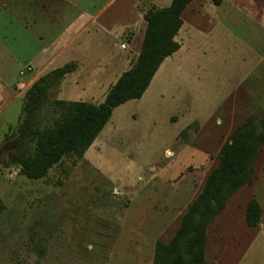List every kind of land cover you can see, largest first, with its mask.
Wrapping results in <instances>:
<instances>
[{
	"label": "rangeland",
	"instance_id": "1",
	"mask_svg": "<svg viewBox=\"0 0 264 264\" xmlns=\"http://www.w3.org/2000/svg\"><path fill=\"white\" fill-rule=\"evenodd\" d=\"M109 1L100 16L104 29L88 50L73 51L85 70L68 73L50 98L100 103L135 61L146 27L141 0ZM15 17V8L0 13V73L7 83L37 72L34 66L18 73L38 48L18 32ZM182 19L187 33L179 50L140 98L113 109L80 159L66 157L42 178L25 177L6 165L16 148L4 135L17 123L19 100L0 114V264H152L155 242L175 234L221 146L248 116L264 117V0H193ZM127 26L132 34L123 49ZM24 42L27 51L19 46ZM13 89L1 88L3 104ZM252 198L261 208L256 226L245 219ZM205 264H264V144L252 182L209 225Z\"/></svg>",
	"mask_w": 264,
	"mask_h": 264
},
{
	"label": "trees",
	"instance_id": "2",
	"mask_svg": "<svg viewBox=\"0 0 264 264\" xmlns=\"http://www.w3.org/2000/svg\"><path fill=\"white\" fill-rule=\"evenodd\" d=\"M193 0H170L166 7H142L146 23L139 53L132 65L109 86L100 103L50 98L65 75L76 70L70 61L34 80L24 93L17 123L4 138L16 148L6 161L29 179L44 177L66 157H83L118 105L140 98L164 59L180 48L175 39L182 13ZM220 5L223 0H210ZM183 129L180 135L185 134ZM264 144V117L248 116L219 151L217 165L188 205L175 234L155 242L152 264H205L207 230L227 200L253 179L254 165ZM261 208L252 198L246 205V223L256 226Z\"/></svg>",
	"mask_w": 264,
	"mask_h": 264
},
{
	"label": "crops",
	"instance_id": "3",
	"mask_svg": "<svg viewBox=\"0 0 264 264\" xmlns=\"http://www.w3.org/2000/svg\"><path fill=\"white\" fill-rule=\"evenodd\" d=\"M109 2L110 1L108 0L104 4H95V2L88 4L82 3L81 0H0V13L3 12V9L5 8H7V10L15 8V21L18 25V32L20 34H29V36L35 41L34 46L38 48V50H33L28 58L26 56L25 59H22L28 65L18 69L19 75H26L28 71L33 70L34 66L36 67V74L27 78L25 82L21 81V83H18L19 81H17L16 83H13L14 81H11L12 83H7V80L0 73V94L1 88L10 86L14 88L13 92L10 93L11 97L5 101L4 104L2 99H0V114L5 111L8 104L13 100L18 99V118L23 102V100H21V94L26 91L34 80L48 71L57 68L56 66H61L67 62L73 61L77 65L76 70L73 72L85 70L84 62L80 58L81 55L76 56L73 51L88 50V45L93 44L92 41L96 40L95 32L97 29H104L100 21V16ZM154 2L155 0H146L145 3H143L142 0L139 2L141 5L138 9L141 17V8L151 5L157 6ZM183 25L184 23H182L175 36V39L179 44H181L180 39L182 36L187 33L186 29L183 30ZM32 27L37 29V33L34 34L31 31L30 28ZM125 34L126 35H124V39L120 45L123 49L126 48L132 34V28L130 26L126 27ZM19 46L21 48L25 47V50L27 49L26 42ZM10 51L12 52L13 50ZM10 51L8 50V52ZM17 51L23 54L21 51ZM17 51H14L13 54L20 57ZM65 55V58L68 59H63L64 63L57 65V60ZM72 56L76 57L71 59ZM66 76L67 75H65L64 78Z\"/></svg>",
	"mask_w": 264,
	"mask_h": 264
}]
</instances>
